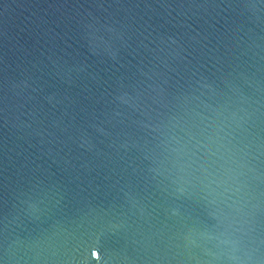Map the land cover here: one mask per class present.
Returning a JSON list of instances; mask_svg holds the SVG:
<instances>
[{
	"label": "water",
	"instance_id": "95a60500",
	"mask_svg": "<svg viewBox=\"0 0 264 264\" xmlns=\"http://www.w3.org/2000/svg\"><path fill=\"white\" fill-rule=\"evenodd\" d=\"M0 264H264V0H0Z\"/></svg>",
	"mask_w": 264,
	"mask_h": 264
}]
</instances>
